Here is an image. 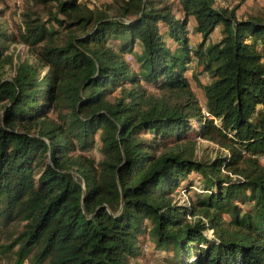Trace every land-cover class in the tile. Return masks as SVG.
<instances>
[{"label":"trees","instance_id":"1","mask_svg":"<svg viewBox=\"0 0 264 264\" xmlns=\"http://www.w3.org/2000/svg\"><path fill=\"white\" fill-rule=\"evenodd\" d=\"M23 1L13 31L0 11V253L264 264V15ZM17 46L28 58L15 63ZM199 140L221 152L199 160Z\"/></svg>","mask_w":264,"mask_h":264},{"label":"rangeland","instance_id":"2","mask_svg":"<svg viewBox=\"0 0 264 264\" xmlns=\"http://www.w3.org/2000/svg\"><path fill=\"white\" fill-rule=\"evenodd\" d=\"M82 1L86 2L89 5L99 6L105 2H108L109 0H82ZM23 3H24L23 0H0V11L4 12L1 21L4 23V25L7 26L8 30L10 31L14 30V23L17 20L15 16V10H16V7L22 6ZM216 4L218 6L228 7L230 9L237 8L236 16L239 19L246 18L248 16L264 15V0H216ZM218 39H219V33L218 31H216L215 34L213 35V41L218 40ZM193 40L195 42H198L200 39L199 37H196ZM11 50H13L15 53V60H16L15 63L22 62V60H25L26 58H28L27 50L24 46H17L16 49L13 48ZM127 58H129V56ZM129 60H130L129 62H131V65L135 67L132 59H129ZM12 72L13 70L9 69L8 75H11ZM196 94H197L198 99L200 100L201 106H203L204 103L202 100V96L200 95V92L198 90H196ZM220 152L221 151L218 150V147L215 144L204 141V140H199L198 149H197V158L199 160L205 161L208 159H212L218 156ZM260 162L264 165V156L260 157ZM175 196H176V199H179L181 203L187 201L186 197L183 196L181 198L180 194L178 193H176ZM149 243L150 245L149 246L147 245L148 247L144 249V252L146 253L149 252V249L151 246V239L149 240ZM4 244H6L4 236L1 235L0 245H4ZM0 264H13V262L9 258L8 254L3 255L0 253ZM25 264H29V263L26 262ZM139 264H170V263H164L163 261L158 260V259L157 261H151L149 259L148 260L142 259Z\"/></svg>","mask_w":264,"mask_h":264},{"label":"built area","instance_id":"3","mask_svg":"<svg viewBox=\"0 0 264 264\" xmlns=\"http://www.w3.org/2000/svg\"><path fill=\"white\" fill-rule=\"evenodd\" d=\"M129 59H131V58H130V57H129V58H127V60H128V61H130ZM203 113H204L205 115H207V113L205 112V110H204V109H203ZM209 234H211V235H212V232H211V231H208V235H209ZM211 235H209V236H211ZM145 249H146V248H145Z\"/></svg>","mask_w":264,"mask_h":264}]
</instances>
